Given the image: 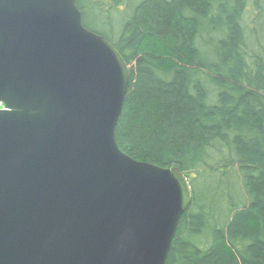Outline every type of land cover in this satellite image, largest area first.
Returning <instances> with one entry per match:
<instances>
[{
    "label": "water",
    "instance_id": "95a60500",
    "mask_svg": "<svg viewBox=\"0 0 264 264\" xmlns=\"http://www.w3.org/2000/svg\"><path fill=\"white\" fill-rule=\"evenodd\" d=\"M79 0H0V264H166L192 202L116 140L131 70Z\"/></svg>",
    "mask_w": 264,
    "mask_h": 264
},
{
    "label": "trees",
    "instance_id": "16d2710c",
    "mask_svg": "<svg viewBox=\"0 0 264 264\" xmlns=\"http://www.w3.org/2000/svg\"><path fill=\"white\" fill-rule=\"evenodd\" d=\"M77 6L130 66L120 149L190 182L166 264H264V0Z\"/></svg>",
    "mask_w": 264,
    "mask_h": 264
},
{
    "label": "rangeland",
    "instance_id": "374dc122",
    "mask_svg": "<svg viewBox=\"0 0 264 264\" xmlns=\"http://www.w3.org/2000/svg\"><path fill=\"white\" fill-rule=\"evenodd\" d=\"M94 25L100 27V28L103 29V30H106V31L109 32L110 34L115 35V34L111 31V29H110L109 27H107V25H106V26H105V25H102V24H101L100 22H98V21H95V22H94Z\"/></svg>",
    "mask_w": 264,
    "mask_h": 264
}]
</instances>
